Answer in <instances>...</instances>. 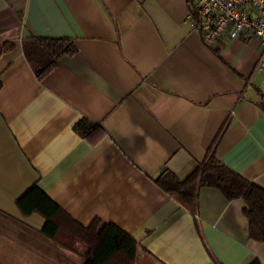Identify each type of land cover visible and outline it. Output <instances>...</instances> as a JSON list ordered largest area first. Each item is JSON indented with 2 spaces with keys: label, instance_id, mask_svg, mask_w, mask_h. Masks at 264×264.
Masks as SVG:
<instances>
[{
  "label": "crops",
  "instance_id": "crops-1",
  "mask_svg": "<svg viewBox=\"0 0 264 264\" xmlns=\"http://www.w3.org/2000/svg\"><path fill=\"white\" fill-rule=\"evenodd\" d=\"M192 11V0H0V264L85 263L84 248L22 214L33 185L83 228L129 235L135 264H264L243 200L201 187L191 212L155 183L213 152L264 189V45L227 33L209 44ZM35 38L77 51L38 80L22 47Z\"/></svg>",
  "mask_w": 264,
  "mask_h": 264
},
{
  "label": "trees",
  "instance_id": "trees-1",
  "mask_svg": "<svg viewBox=\"0 0 264 264\" xmlns=\"http://www.w3.org/2000/svg\"><path fill=\"white\" fill-rule=\"evenodd\" d=\"M4 49L10 45L3 43ZM23 54L36 78L42 80L55 67L59 58L74 55V43L67 39H31L23 43ZM1 87V80H0ZM95 127L85 120L75 126L83 136H89ZM156 185L191 212L195 209L198 188L209 187L219 190L228 200L241 199L245 203L243 213L248 220L251 238L264 241V189L248 182L239 174L220 162L213 152L179 178L164 169L155 179ZM16 204L23 215H41L44 226L41 233L78 252V245L85 249L84 264H135L137 244L126 233L112 224L94 221L88 228L73 221L59 206L36 185L18 197ZM251 264H259L257 261Z\"/></svg>",
  "mask_w": 264,
  "mask_h": 264
},
{
  "label": "built area",
  "instance_id": "built-area-1",
  "mask_svg": "<svg viewBox=\"0 0 264 264\" xmlns=\"http://www.w3.org/2000/svg\"><path fill=\"white\" fill-rule=\"evenodd\" d=\"M193 11L187 21L209 43L225 33L232 38H256L264 45V0H192ZM257 68L264 73V56ZM264 88V81L261 83Z\"/></svg>",
  "mask_w": 264,
  "mask_h": 264
}]
</instances>
